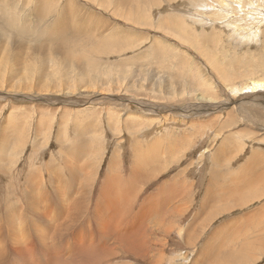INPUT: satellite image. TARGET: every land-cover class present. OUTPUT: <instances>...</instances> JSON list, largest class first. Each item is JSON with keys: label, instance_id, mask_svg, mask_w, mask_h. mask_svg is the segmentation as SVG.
I'll return each instance as SVG.
<instances>
[{"label": "rangeland", "instance_id": "374dc122", "mask_svg": "<svg viewBox=\"0 0 264 264\" xmlns=\"http://www.w3.org/2000/svg\"><path fill=\"white\" fill-rule=\"evenodd\" d=\"M109 2L0 0V135L7 139L0 137V237L7 234L2 236L5 244L0 241V264H25L14 250L19 242L34 237L24 228L26 192L42 194L43 202L46 189L53 196L51 186L58 176L65 180L55 183L64 197L87 190L88 194L83 191L78 196L88 202L93 195L96 200V189L99 191L110 169L124 177L134 160L141 162L142 169L148 168L146 172L160 162L163 165L149 183L137 185L136 205L155 198L167 180L173 179L178 188L176 199L169 201L166 210L172 205L180 217L171 212L163 224L165 216L155 215L143 222L144 228L135 230L142 231L150 242L147 258H152L147 262L119 252L111 264H264V226L260 225L264 216L251 218L241 228L233 223L238 218L236 210L264 203V177L260 176L264 173V88L253 89L252 85L264 84V0H124L120 8L112 5L114 0ZM223 10L228 12L219 13ZM61 11L63 16L67 14L62 23L57 17ZM65 28V35L73 39L67 48L39 39L43 29L56 34ZM82 54L94 61L93 68L82 62ZM46 66L47 70L41 68ZM76 147L91 148V152H74ZM61 148L68 150L62 152ZM148 148H154L153 157L146 158ZM168 153L174 156L167 158ZM35 172V182L43 178L37 182L39 186L31 185ZM68 179L78 183L68 184ZM28 185L33 191H28ZM121 187L125 193L128 187ZM182 188L186 193L178 198ZM165 196L161 200L167 204L174 195ZM51 197L50 207L42 204L43 211L51 213L50 221L59 213L49 201ZM135 197L129 196L120 205L123 209L118 216L124 208L134 207ZM249 198L252 201L246 202ZM8 202L19 205L10 207ZM159 204L153 206H164ZM139 210L135 206L134 214L126 212L129 224ZM86 217L91 224L77 222L81 226L77 229L82 228V235L89 237L95 225L91 215ZM13 218L18 234L15 231L10 237L3 225L7 219L13 223ZM170 219L179 225H171ZM135 220L142 223L138 217ZM239 229L254 234L246 237ZM46 230L44 227L46 234L51 233ZM56 235V231L51 233ZM72 242L68 239L64 260L70 257ZM153 242L155 250L151 251ZM25 246L19 248L25 250ZM37 247L38 253L30 249L31 257L27 252L32 263L45 259L40 255L42 245Z\"/></svg>", "mask_w": 264, "mask_h": 264}, {"label": "bare ground", "instance_id": "6f19581e", "mask_svg": "<svg viewBox=\"0 0 264 264\" xmlns=\"http://www.w3.org/2000/svg\"><path fill=\"white\" fill-rule=\"evenodd\" d=\"M111 1V0H110ZM122 1H124V0H114V3L112 4V5H117L119 8L121 7V3H122ZM42 2V1H41ZM70 2H73V1H70ZM107 2L108 3H110L109 2V0H107ZM224 2H225V0H224ZM223 2V3H224ZM69 3V2H68ZM43 4H45V3H43ZM42 5V4H41ZM111 5V6H112ZM222 5H224V4H222ZM77 6V5H76ZM39 8H40V6H38ZM75 7V6H74ZM229 7V6H228ZM43 9H44V7H42ZM219 8H221V7H219ZM218 8V9H219ZM232 7H230V9H231ZM68 9H69V7H68ZM211 9V8H210ZM60 10V9H59ZM64 10V9H63ZM75 10V9H74ZM220 10V9H219ZM37 11V10H36ZM224 12H228L227 10H223L222 12H219V13H224ZM217 13V12H216ZM63 11H61V12H59L58 14H57V17H58V21L60 22V20L63 18V17H66L67 16V14L65 15V16H63ZM47 15V14H46ZM48 16V15H47ZM46 17V16H45ZM100 18V17H99ZM98 18V19H99ZM46 20V19H45ZM103 20V19H102ZM227 20H229V19H227ZM43 22V21H42ZM60 23H62V22H60ZM66 24V23H65ZM60 26H62V25H60ZM161 26H164V23H161ZM67 27V26H66ZM262 28V27H261ZM63 29H64V27H63ZM20 30V29H19ZM66 30H67V28H65V31H59V32H57L56 34H47V32L46 31H44V29H43V32L42 33H40V36H39V39L40 38H44L45 40H47V41H49L50 42V40L51 41H53V42H55V43H61L62 45H65L66 46V48L70 45L69 44V41H71V40H73V39H71V37H69V36H67V35H65V32H66ZM118 33V32H117ZM29 35V34H28ZM123 35V34H122ZM29 37H32V36H29ZM87 37V36H86ZM121 37V36H120ZM33 38V37H32ZM31 38V39H32ZM33 39H35V40H37L38 42H40L38 39H36V38H33ZM88 39H90V37L88 38ZM109 39H111V38H109ZM108 39V40H109ZM76 40V39H75ZM106 40H107V37H106ZM112 40V39H111ZM36 41V42H37ZM46 41V42H47ZM115 40H113V42H114ZM101 42V41H100ZM108 42V41H107ZM111 43H112V41H110ZM41 44H43L42 42H40ZM52 43V42H51ZM114 43H116V41L114 42ZM118 43V42H117ZM117 43H116V45H117ZM105 44V43H104ZM53 45V44H52ZM115 45V44H114ZM48 46V45H47ZM109 46V45H108ZM40 47V46H39ZM44 47V46H43ZM49 47V46H48ZM60 47V46H59ZM97 48V47H96ZM57 49V48H56ZM109 49V48H108ZM61 50V49H60ZM59 50V51H60ZM64 50H65V47H64ZM40 52H41V50H39ZM52 51H53V49H52ZM51 51V52H52ZM57 51V50H56ZM89 52V51H88ZM48 53H49V51H48ZM56 53H58V52H56ZM12 55H13V53H12ZM49 55H50V53H49ZM82 56L84 57V59L82 60V62H85L84 64H86L87 65V67H92L93 68V66H92V62H94L93 60H90L91 58H89V59H87L86 57V55H83L82 54ZM52 59V58H51ZM48 60V59H47ZM64 60L67 62H70L71 63V60H67V57H65L64 58ZM13 61V60H12ZM21 62V61H20ZM55 62V61H54ZM17 63V62H16ZM14 64V63H13ZM44 64V63H43ZM45 65V64H44ZM43 65V66H44ZM91 65V66H90ZM18 67H20V66H18ZM26 67V66H25ZM29 67V66H28ZM49 67V66H48ZM47 66L46 67H41L42 69L43 68H46V70H47V68H48ZM51 67V66H50ZM69 69V68H68ZM67 69V70H68ZM90 69V68H89ZM201 69V68H200ZM22 70V69H21ZM26 70H28L27 68H26ZM25 70V71H26ZM70 70V69H69ZM68 70V71H69ZM7 71H9V69L7 70ZM41 71V70H40ZM88 71V70H87ZM14 72V71H13ZM89 72H90V70H89ZM197 73H199L198 71H196ZM40 73V72H39ZM44 73V72H43ZM42 73V74H43ZM62 73V72H61ZM60 73V74H61ZM11 74V73H10ZM10 74H9V76H10ZM59 74V75H60ZM64 74V73H63ZM201 74H202V72H201ZM8 75V74H7ZM48 75H50V74H48ZM40 76V75H39ZM64 76V75H63ZM205 76H207V75H205ZM4 77V76H3ZM15 77V76H14ZM19 77V76H18ZM24 77V76H23ZM203 77V76H202ZM10 78V77H9ZM161 78V77H160ZM64 79V78H63ZM68 79V78H67ZM164 80V79H163ZM64 81H65V79H64ZM118 81V80H117ZM11 82V81H10ZM17 82H18V80H17ZM192 82H194V79H193V81ZM1 83V82H0ZM2 84H3V82H2ZM13 85V84H12ZM16 85H18V84H16ZM39 85V84H38ZM41 85V84H40ZM80 85V84H79ZM252 85H253V89H258V88H264V84L263 83H261V82H253L252 83ZM14 86V85H13ZM19 86V85H18ZM84 86V85H83ZM110 86V85H109ZM12 87V86H11ZM16 88V87H15ZM82 88V87H81ZM113 88V87H112ZM21 89H22V87H21ZM15 90V89H14ZM102 90H104V89H102ZM198 97V96H197ZM202 98H199L200 100H202L204 97H203V95L201 96ZM206 99V98H205ZM209 100V99H208ZM49 104H51V103H49ZM120 114V113H119ZM122 114V113H121ZM121 114H120V116H121ZM9 117V116H8ZM14 117V116H13ZM257 117V116H256ZM10 118H8V120H9ZM42 119V118H41ZM6 121V122H9V121ZM5 121V120H4ZM19 122H20V120H19ZM115 122V121H114ZM125 122V121H124ZM13 123V122H12ZM3 124V123H2ZM6 125L7 124H10V123H5ZM17 124V123H16ZM14 125V124H13ZM18 125V124H17ZM143 125V124H142ZM9 126H11V125H9ZM16 126V125H15ZM115 126V125H114ZM148 126V125H147ZM6 127V126H5ZM2 128V127H1ZM11 128H13V127H11ZM10 129V128H9ZM19 129V128H18ZM38 129V128H37ZM3 130V129H2ZM8 130V129H7ZM19 130H21V129H19ZM46 130V129H45ZM3 131H5V130H3ZM9 131V130H8ZM13 131V130H12ZM11 131V132H12ZM10 132V131H9ZM145 132V131H144ZM7 133V132H6ZM18 134V133H17ZM2 136V138L4 139V137H5V140L4 141H6L7 139H6V136H4V134L3 135H0V137ZM10 137V136H9ZM8 138V137H7ZM12 138V137H11ZM49 138V137H48ZM75 138V137H74ZM9 139V138H8ZM26 139V138H25ZM160 139V138H159ZM12 140V139H11ZM157 141H159V140H157ZM0 143H1V141H0ZM1 145H3L2 143L0 144V146ZM12 145V144H11ZM163 145V144H162ZM41 147V146H40ZM156 147V146H155ZM4 148H5V146H4ZM7 149H8V147H7ZM172 149V148H171ZM12 150H14V149H11V151ZM62 150H68V148H61V151ZM140 149H137V151H139ZM73 151L74 152H76V151H82V152H87V151H90L91 152V148H73ZM72 151V152H73ZM167 151V150H166ZM6 152V151H5ZM63 152V151H62ZM167 152H169V150L167 151ZM2 153V152H1ZM161 153V152H160ZM166 153V152H165ZM65 154V153H64ZM68 154V153H67ZM169 154L170 153H168L167 155H168V157L167 158H169ZM69 155V154H68ZM91 155V154H90ZM153 155H154V148H148V150H147V152H146V158L148 157V156H151V157H153ZM171 156H172V154H170ZM201 155H203V153L201 154ZM9 156V155H8ZM12 156V155H11ZM16 156V155H15ZM79 156V155H78ZM88 156V155H87ZM173 156H174V153H173ZM172 156V157H173ZM91 157V156H90ZM6 158H7V156H6ZM16 158V157H15ZM175 158V157H174ZM4 159V158H3ZM76 159V158H75ZM2 160V159H1ZM0 160V161H1ZM16 160V159H15ZM83 160V159H82ZM178 160V159H177ZM176 160V161H177ZM69 161V160H68ZM72 161H74V159L72 160ZM87 161L88 160H86V162L85 163H87ZM162 161V160H161ZM172 161H173V159H172ZM64 162V161H63ZM89 162H90V160H89ZM155 162V161H154ZM153 161L152 162H150V164H149V162H147L149 165H153V163H154ZM167 162V161H166ZM3 163V162H2ZM15 163V162H14ZM71 163V162H70ZM79 163V162H78ZM133 163V166L131 167L132 169L129 171V172H126L125 173V175H124V177H122L123 175H122V173H120L119 175H117V169H115V168H111L110 169V173H109V175H107L106 176V178L103 180V182H102V184H101V186H100V188H99V191H98V189H96L97 190V194H98V197L96 198V200H95V197H94V199L92 200V196H91V193H90V195H88V196H91L90 198H88L87 200H88V202L87 201H84V199H83V197H80V196H78V195H80V193L82 192V194L84 193V194H88V193H86V191H81V192H79V193H77V195H75V196H72L71 194V196H68V197H64L65 195L64 194H61V191H62V189H61V191H60V187L58 188V187H56V185H55V183L58 181V180H60V182H65V180H61V178L59 177V178H55V179H58L55 183H53L52 184V186H51V193L53 194V196L51 197V195L49 196V194H48V189H46L47 190V192L45 193V195H44V199H43V202H42V199H41V196H42V194H40V193H38L39 195H33V194H31V195H33V196H31V195H29L26 191V197L25 198H27V201H25V203H26V211H27V213H28V215L27 214H25L26 216H25V223H24V228H26L29 232H30V235L31 236H34L33 238H28L26 241H25V243H23L24 245L26 244V246H25V250L24 249H22V248H19V246L20 245H23L22 244V241L21 242H19L18 243V247L14 250V255L15 256H17V257H19V258H22L24 261H25V264H111V263H115L114 262V260H115V258L119 255V252L121 253L122 252V255L125 257H132V256H135V258L136 257H138V258H142L143 259V261H148V259H150V258H152V257H150V258H147L149 255H148V252H149V241H148V239L147 238H144V234L142 233L141 234V232L142 231H140L139 233H137V232H135V230H140L141 228H144V224H143V222L144 221H147L148 220V218L150 219L152 216H155V215H163V217L165 216V220L166 221H164V218H162V221L160 222V223H163V224H165L166 222H167V219H168V216H169V213H171L172 212V215H175V216H177V217H180V215L178 214V213H176L175 212V209H174V207H173V209H172V205H170V207H169V211L168 210H166V208H168V205H169V201H172L173 202V200H175L176 199V190L178 189L177 188V186H176V184L174 183V181H173V179H169V180H167V182L165 183V185L163 186V187H161L160 188V190H159V194L155 197V198H153V197H150V198H148L147 200H146V202L144 203V204H142V205H139V203L136 205V202H137V199L139 198V188H138V184H140V183H142V184H147V183H149V179H151L152 177H154L155 176V173L156 174H158V173H160V172H162V169H163V165H160V164H162L161 162L158 164V165H155V166H157V168H155V166H153V169L149 172V170H148V172H146L147 171V169L148 168H146V169H142L140 166V164H141V162H139V161H135L134 160V162H132ZM8 164V163H7ZM65 164V163H64ZM77 164V163H76ZM81 164H82V162H81ZM87 164H89V163H87ZM87 164H85V166H87ZM167 164V163H166ZM38 165V164H37ZM70 166H69V168H72L71 167V165L72 164H69ZM171 165V164H170ZM1 166V165H0ZM28 166V165H27ZM66 166H67V164H66ZM64 167V169H66L67 170V167ZM77 166V165H76ZM85 166H82V167H85ZM5 167V166H4ZM80 167V166H79ZM93 167V166H92ZM2 168V167H1ZM0 168V169H1ZM28 168V167H27ZM75 168V167H74ZM73 168V169H74ZM77 168V167H76ZM169 168V166L167 167V169ZM30 169V168H29ZM38 169V168H37ZM56 169H58V168H56ZM88 169V168H87ZM71 170V169H70ZM75 170V169H74ZM82 170V169H81ZM99 170V169H98ZM2 171V170H1ZM5 171V170H4ZM4 171H2L1 173H3ZM68 171V170H67ZM86 171V170H85ZM213 171V170H212ZM215 171V170H214ZM264 171V170H263ZM8 172V171H7ZM39 172V171H38ZM63 172H65V171H63ZM69 172V171H68ZM71 172H74V171H71ZM80 172H82V171H80ZM96 172V171H95ZM11 173L12 172H10V174H6L7 176H11ZM32 173V171H30V174ZM37 172H35L34 173V175L32 176V178H34V180H32V181H34V183H32L31 185H35L38 181H36L35 182V174H36ZM40 173H41V171H40ZM39 173V174H40ZM86 173V172H85ZM89 173H90V170H89ZM33 174V173H32ZM31 174V175H32ZM77 174L78 175H81V174H79L78 172H77ZM92 175V174H91ZM259 175V174H258ZM6 176V177H7ZM14 176V175H13ZM28 176V175H27ZM37 176V175H36ZM41 176H42V174H41ZM89 176V175H88ZM94 176V175H93ZM98 176V175H97ZM260 176L261 177H264V173L263 174H260ZM30 177V176H29ZM39 177H40V175H39ZM76 177H77V175H76ZM79 177V176H78ZM224 177V176H223ZM258 177V176H257ZM2 178V177H1ZM31 178V179H32ZM82 178V177H81ZM217 178V177H216ZM27 179V178H26ZM45 179V178H44ZM76 179H78V178H76ZM97 179V178H96ZM234 179V178H233ZM36 180H38L37 178H36ZM42 180H43V178L41 179V177L39 178V182L38 183H40V181L42 182ZM69 180H71V179H68V184H74V183H78V182H75V181H73V180H75V177H74V174H73V180H71V181H69ZM94 180V179H93ZM211 180H213V179H211ZM214 180H215V178H214ZM239 180V179H238ZM3 181H5V180H3ZM9 183H8V185H9V187L10 186H12V184H11V177L9 178V180H7ZM27 181H29V180H27ZM82 181V180H81ZM96 181V180H95ZM208 181V180H207ZM31 182V181H30ZM29 182V183H30ZM100 182V181H99ZM4 183V182H3ZM14 183V182H13ZM38 183H37V185H38ZM58 183V182H57ZM11 184V185H10ZM15 184V183H14ZM41 184H44V182L43 183H41ZM94 184V183H93ZM97 184V183H96ZM16 185H17V183H16ZM27 185V184H26ZM36 185V186H37ZM40 185V184H39ZM38 185V186H39ZM55 185V186H54ZM80 185V184H79ZM82 185V184H81ZM90 185V184H89ZM121 185H124V186H127L128 188H127V191L125 192V193H123L122 192V187H121ZM78 186V185H77ZM85 186V185H84ZM137 186V187H136ZM14 187V186H13ZM45 187V186H44ZM81 187V186H80ZM95 187V186H94ZM12 188V187H11ZM16 188V187H15ZM29 185H28V191H29ZM41 188V187H40ZM7 189H10V188H7ZM26 189H27V186H26ZM34 189H36V188H34ZM74 189V188H73ZM167 189H169L168 191H167ZM11 190V189H10ZM30 190L31 191H33V187H32V189L30 188ZM40 190H42V188L40 189ZM95 190V189H94ZM80 191V190H79ZM125 191V190H124ZM2 192V191H1ZM10 192V191H9ZM36 192H39V190H37ZM63 192V191H62ZM168 193V195L169 194H171V195H174V196H171L170 198V200H169V198L167 199L166 198V196H167V193ZM180 192H182L180 195L178 194L177 196H179L178 198H180L182 195H183V193H186V190L184 189V188H182L181 189V191ZM18 194H19V192H17ZM22 193V192H21ZM32 193H34V192H32ZM74 193H76V192H74ZM81 194V195H82ZM134 194V196H136L135 197V199H134V207L132 208V209H130V210H127L126 208H124V210H123V213H121V215L120 216H118V212H119V210H120V212H121V207L122 206H120V205H123L124 204V201H127V200H129L130 198H129V196H131V198H132V195ZM166 195V196H165ZM20 196H21V194H20ZM34 196H36V197H34ZM85 196V195H84ZM164 196H165V198L168 200V202H167V204H166V201H162L161 199L162 198H164ZM7 197V196H6ZM16 197H18V199H19V196H16ZM22 197H23V195H22ZM48 197H51L50 198V202H51V204H52V206L53 207H55L58 211H59V213L56 215L57 217H56V220L54 219H52L51 221L49 220L50 219V214L49 215H47V212L45 211H43V205L42 204H44V202H46V204L48 205V207H50L49 206V203H47L48 202ZM80 197V198H79ZM87 197V196H86ZM175 198V199H174ZM177 198V199H178ZM17 199V198H16ZM80 199L83 201V203H82V201H80ZM4 200H6L5 198H4ZM10 200V199H9ZM24 200H26V199H24ZM92 200V201H91ZM17 201V200H16ZM12 202H14V201H11V203ZM85 202H87V203H85ZM160 203V204H162V205H164V206H159V207H155V206H153V204L154 203ZM163 202V203H162ZM9 203V202H8ZM18 203V202H17ZM22 203V202H21ZM92 203H93V206H91L92 205ZM127 204V203H126ZM17 205H19V204H14L13 203V205L12 204H10L9 203V205L8 206H17ZM167 207H166V206ZM7 206V204H6V207H8ZM95 206V207H94ZM135 206L136 207H139L140 206V214L138 215V214H136V215H134V221H132V222H130V224H129V222H128V215H127V211H128V214L129 213H133V210H134V208H135ZM92 207V208H91ZM125 207V206H124ZM129 207V206H128ZM94 208V209H93ZM176 208V207H175ZM49 209V208H48ZM56 209H55V211H56ZM92 209H93V211H92ZM122 209H123V207H122ZM165 210V212L163 213V214H161L162 213V210ZM177 209V208H176ZM179 209V208H178ZM180 209H181V207H180ZM183 209V208H182ZM20 210V209H19ZM50 210V209H49ZM26 211H25V213H26ZM48 211V210H47ZM215 211V210H214ZM178 212H179V210H178ZM213 212V211H212ZM216 212V211H215ZM10 213V212H9ZM14 214H17V211H14L13 212ZM54 213V212H53ZM89 213V214H88ZM1 214V213H0ZM11 214V213H10ZM14 214H13V216H14ZM18 214H19V211H18ZM134 214V213H133ZM92 216L91 217V221H92V223H94V227H96L95 228V230H94V227H93V230H92V233L91 232H89L90 233V236L88 237V235H85V236H83L82 235V228H79V229H77L80 225H79V223H78V225H77V222H80V221H82V222H80V224L81 223H85V221H86V219H85V217L87 216V217H89V216ZM10 216H12V214L10 215ZM16 216V215H15ZM14 216V217H15ZM49 216V217H48ZM8 217V216H7ZM64 217H66V219L64 218ZM83 217H84V222H83ZM86 217V218H87ZM127 217V218H126ZM136 217H138L139 218V222L141 221L142 223L140 224H138V222L135 220V218ZM160 217V216H159ZM123 219V221H121L122 219ZM129 218H130V216H129ZM8 219H9V217H8ZM7 219V221H6V223H4V225H3V228H4V226L5 227H8V229H9V234H10V237L13 235V233L15 232V231H17L16 229H17V225H16V219H14L13 218V223H12V220H8ZM11 219V218H10ZM64 219V220H63ZM90 219V218H89ZM130 220V219H129ZM28 221V222H27ZM63 221H65V223H64V225H63V223L61 224V222H63ZM90 221V220H89ZM89 221L87 222L88 224H89ZM160 221V220H159ZM169 221V223L171 224V225H179L178 223H176L175 222V220H173V219H170V220H168ZM231 223H232V221H230ZM235 221H233V223H234ZM153 223V222H152ZM82 224V226H84ZM91 224V223H90ZM89 224V225H90ZM162 224V225H163ZM198 224V223H197ZM239 224H240V222H239ZM34 225H36V226H34ZM42 225H45L44 227L47 229V230H49L52 234L56 231L57 232V235L56 236H51V233L50 234H46L44 231H43V226ZM76 225H77V227H76ZM151 225V224H150ZM226 225V224H225ZM86 226H87V224H86ZM137 226L139 227V228H137ZM229 226V225H228ZM234 226H235V224H234ZM240 226H242V225H240ZM42 227V228H41ZM75 227H76V229H77V231H75ZM81 227V226H80ZM89 227V226H88ZM162 227V226H161ZM2 228V229H3ZM84 229H86L85 227H83ZM91 228V227H90ZM173 228V227H172ZM232 228V227H231ZM241 228V227H240ZM169 228H167V230H168ZM220 229V228H219ZM46 230V231H47ZM88 230H89V228H88ZM91 230V229H90ZM159 230H160V228H159ZM3 232L4 231H6V230H2ZM23 231H25V230H23ZM94 231L96 232V236L94 235ZM224 231V230H223ZM7 232V231H6ZM234 232V231H233ZM2 233V232H1ZM5 233V232H4ZM26 233V232H25ZM49 233V232H48ZM86 233V232H85ZM220 233V232H219ZM218 233V234H219ZM235 233V232H234ZM6 234V233H5ZM5 234L4 235H1V237H0V241H1V243L2 244H5L4 242H6V241H4L3 242V239L5 240V238H3L2 236H4V237H6L5 236ZM17 234H18V231H17ZM88 234V233H87ZM7 235V234H6ZM176 235H178V234H176ZM221 235V234H220ZM225 235V234H224ZM233 235V234H232ZM87 236V237H86ZM95 236V237H94ZM131 236V237H130ZM231 236V235H230ZM234 236V235H233ZM7 237H9V236H7ZM54 237H56V238H54ZM58 237V238H57ZM15 238V237H14ZM17 238H18V236H17ZM68 239H69V242L70 241H73L72 243H73V245H71L70 244V246H73V248H72V250H70L69 252V254H70V257L69 258H71V259H67V260H64V257L65 256H63L62 254H65L64 253V251H65V248H66V244H67V242H68ZM182 239V238H181ZM217 239V238H216ZM12 240V239H11ZM10 240V241H11ZM24 240V239H23ZM10 241H9V243H10ZM114 242L113 244H110V242ZM117 241H118V244H117ZM155 241V240H154ZM225 241V240H224ZM7 242H8V240H7ZM0 243V244H1ZM13 243V242H12ZM126 243V246L125 247H123V245ZM38 244L39 245H42V248H43V251H40V253L41 252H43V254L41 253L40 255H43L44 257H45V259H44V261L42 262L41 260H38L37 262H35V263H32V261L30 260V257H31V251H32V253H34V252H37V246H38ZM204 244V243H203ZM155 245H156V243L155 242H153L152 243V247H151V251H153V250H155ZM1 246V245H0ZM144 246L146 247V248H144ZM208 246V245H207ZM114 247H116V248H114ZM148 247V248H147ZM1 248H3V245H2V247ZM5 249V248H4ZM30 249H31V251H30ZM212 249V248H211ZM36 250V251H35ZM8 251V250H7ZM13 251V250H12ZM9 252V251H8ZM27 252H29L30 253V257L28 258L27 257ZM38 253V252H37ZM203 253V252H202ZM214 253V252H213ZM150 254V253H149ZM161 254V253H160ZM164 254V253H163ZM7 255V254H6ZM79 255H81V258H79L78 256ZM162 255V254H161ZM187 255V254H186ZM214 255V254H213ZM1 256V255H0ZM38 256V255H37ZM121 256V255H120ZM151 256V255H150ZM165 256V255H164ZM207 256V255H206ZM2 257H3V255H2ZM5 257V256H4ZM158 257V256H157ZM183 257V256H182ZM189 257V256H188ZM218 257H219V255H218ZM40 258V257H39ZM134 258V257H133ZM134 258V259H135ZM162 258H163V255H162ZM207 258V257H206ZM220 258V257H219ZM6 259H7V257H6ZM10 259V258H9ZM17 259V258H16ZM137 259V258H136ZM142 259H141V261H142ZM154 259V258H153ZM15 260V259H14ZM165 260H166V258H165ZM207 260V259H206ZM4 261V260H3ZM19 261V260H18ZM155 261H157V260H155ZM193 261V260H192ZM158 262V261H157ZM210 262V261H209ZM211 262H212V260H211ZM152 263V262H151ZM163 263H165V262H163ZM152 264H154V263H152ZM191 264H193V263H191Z\"/></svg>", "mask_w": 264, "mask_h": 264}, {"label": "crops", "instance_id": "0c3cea01", "mask_svg": "<svg viewBox=\"0 0 264 264\" xmlns=\"http://www.w3.org/2000/svg\"><path fill=\"white\" fill-rule=\"evenodd\" d=\"M247 189L250 191V193L254 192V190L252 188L248 187ZM258 192H259V190H258ZM251 199L252 198H249L246 202L252 201ZM236 213H237L236 217H238V218H235V220H236L235 222H237V226L240 227V225L247 223V221L253 217H256V216L263 217L264 216V203L262 204L261 207H255V208H250V209H246V210H244V209L236 210ZM231 216H233V215H231ZM239 222H240V224H239ZM260 225L264 226V218L261 219ZM237 231H239L240 233H243L244 235H246V237H249L250 236L249 234H254V232L250 233L248 230L243 231V230L239 229ZM263 239H264V228L261 229V240H263ZM261 240H260V242L262 243Z\"/></svg>", "mask_w": 264, "mask_h": 264}]
</instances>
